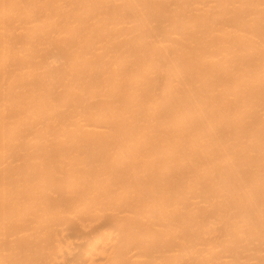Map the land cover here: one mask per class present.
Returning <instances> with one entry per match:
<instances>
[{
	"label": "bare ground",
	"instance_id": "6f19581e",
	"mask_svg": "<svg viewBox=\"0 0 264 264\" xmlns=\"http://www.w3.org/2000/svg\"><path fill=\"white\" fill-rule=\"evenodd\" d=\"M0 264H264V0H0Z\"/></svg>",
	"mask_w": 264,
	"mask_h": 264
}]
</instances>
